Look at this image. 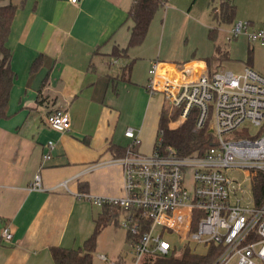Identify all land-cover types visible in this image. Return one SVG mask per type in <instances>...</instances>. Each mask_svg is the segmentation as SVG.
I'll list each match as a JSON object with an SVG mask.
<instances>
[{"label": "crops", "instance_id": "1", "mask_svg": "<svg viewBox=\"0 0 264 264\" xmlns=\"http://www.w3.org/2000/svg\"><path fill=\"white\" fill-rule=\"evenodd\" d=\"M9 1L17 7L7 41L16 77L7 116L0 118V264H55L50 248L82 247L103 211L77 196L80 185L96 196L124 193L123 167L114 154L131 142L127 127L139 133V150L153 151L166 101L161 93L150 94L146 83L159 58L146 60L145 41L129 46L133 0H81L77 6L69 0H0V5ZM222 1L236 6L234 20L264 26V0H219V5ZM124 47L122 54L118 49ZM159 62L160 70L176 75L184 70L190 79L215 71L202 59ZM58 107L70 114L67 131L47 122ZM48 141L54 146L45 159ZM37 172L42 189L30 187ZM65 180L69 189L58 186ZM121 217L119 210L102 230L114 223L115 234L127 239ZM7 226L10 241L2 236Z\"/></svg>", "mask_w": 264, "mask_h": 264}, {"label": "built area", "instance_id": "2", "mask_svg": "<svg viewBox=\"0 0 264 264\" xmlns=\"http://www.w3.org/2000/svg\"><path fill=\"white\" fill-rule=\"evenodd\" d=\"M69 1L77 6L81 0ZM240 36L264 46V26L253 21L237 18L232 22L226 40ZM159 63L155 60L150 67L146 89L163 94L165 107L171 113L177 111L175 125L169 127L177 128L194 116L195 128L208 126L215 143L203 154L178 156L172 148L163 152L159 147L163 128H159L156 146L144 153L138 149L139 133L127 127L125 135L131 142L114 161L123 167L124 193L96 196L80 191L77 196L122 212L119 223L134 238L130 242L133 264L171 255L177 245L187 242L202 246L204 254L215 247L217 255L211 264H264V196L258 201L255 194L257 177H264V72L247 65L242 73L215 70L190 79L184 70L181 75L168 68L160 70ZM47 122L67 131L70 114L55 108ZM250 125L260 127V133L249 135ZM53 146L48 141L45 159L51 157ZM231 171H242L245 178L231 176ZM58 186L69 189L68 180ZM30 187L43 188L40 172ZM261 189L264 181H260ZM2 236L12 240L10 226ZM98 257L109 260L105 253Z\"/></svg>", "mask_w": 264, "mask_h": 264}, {"label": "rangeland", "instance_id": "3", "mask_svg": "<svg viewBox=\"0 0 264 264\" xmlns=\"http://www.w3.org/2000/svg\"><path fill=\"white\" fill-rule=\"evenodd\" d=\"M219 6V0H168L166 5L156 11L144 40L146 50L143 53L146 60L159 58L158 61L166 60L182 65L187 60L202 59L215 70L242 73L244 68L250 65L255 70L264 72V46L259 43L251 44L245 36L227 41L231 23L221 22L213 17V10ZM254 21L258 26V21ZM163 110L166 116H169L168 125L173 127L178 118L177 111L171 113L168 107ZM162 112L159 115V123ZM159 127L160 125L158 130ZM248 127L249 135L260 133L258 126ZM229 175L245 178L242 171H231ZM110 225L112 226L106 230L101 229L98 233L93 264H133L134 254L130 241L123 235L118 237L114 230L115 224ZM120 228L128 235L126 229ZM186 247H190L191 252L199 255L203 252L202 246L187 242L177 245L176 255L182 254ZM98 253L107 254L109 260L102 261L97 257Z\"/></svg>", "mask_w": 264, "mask_h": 264}, {"label": "trees", "instance_id": "4", "mask_svg": "<svg viewBox=\"0 0 264 264\" xmlns=\"http://www.w3.org/2000/svg\"><path fill=\"white\" fill-rule=\"evenodd\" d=\"M167 1L133 0L130 9V18L133 21V25L129 46L140 45L144 42L156 11L164 6ZM16 9V5L11 1L7 4L0 5V118L7 116L10 92L16 77V73L11 65L12 51L7 45ZM235 14L236 6L229 1H222L220 8L213 10V17L221 22H233ZM118 50L124 54L127 48H119ZM130 71L131 66H128L125 73L129 76ZM128 76L122 78L128 79ZM168 120L169 116H166L163 110L159 123V128H163L162 141L159 146L163 152L167 151L168 148H172L178 156H186L194 153L203 154L215 143L214 134L208 129V126H204L201 129L195 128L194 116H191L177 128H170ZM124 153L125 148L116 147L114 155L115 157H120ZM260 181H264L262 175L257 177L255 181V194L258 197V201L264 196V189H261L260 192ZM80 191L87 192V185L81 184ZM118 211L117 207L104 206L103 211L95 218V231L84 242L82 247L68 248L58 245L52 246L50 250L55 264H93L98 233L103 226L116 220ZM133 240L134 238L128 233V241L131 242ZM216 255L217 251H215V247H212L207 253H202L201 255L191 252L190 247H186L180 255H176L175 252L168 256H154L143 264H211Z\"/></svg>", "mask_w": 264, "mask_h": 264}]
</instances>
